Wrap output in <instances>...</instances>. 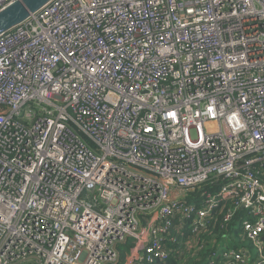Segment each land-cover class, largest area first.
<instances>
[{"label":"built area","instance_id":"obj_1","mask_svg":"<svg viewBox=\"0 0 264 264\" xmlns=\"http://www.w3.org/2000/svg\"><path fill=\"white\" fill-rule=\"evenodd\" d=\"M240 209L248 246L209 247ZM263 240L264 0H53L0 35V264H262Z\"/></svg>","mask_w":264,"mask_h":264},{"label":"trees","instance_id":"obj_2","mask_svg":"<svg viewBox=\"0 0 264 264\" xmlns=\"http://www.w3.org/2000/svg\"><path fill=\"white\" fill-rule=\"evenodd\" d=\"M245 216L246 214H244V210L240 209L239 213L234 215L228 223H223L222 214H216V219L212 220L209 226L211 234L216 237V241L214 242L215 244H211L213 241L207 237L209 247L221 245L239 248L235 243V240L238 241L245 238L244 232L241 231V222ZM223 235L224 238H222ZM209 252H211L210 249L205 250L204 257L209 255ZM189 264H204V261L196 262L191 260L189 261Z\"/></svg>","mask_w":264,"mask_h":264},{"label":"water","instance_id":"obj_3","mask_svg":"<svg viewBox=\"0 0 264 264\" xmlns=\"http://www.w3.org/2000/svg\"><path fill=\"white\" fill-rule=\"evenodd\" d=\"M53 0H17L0 11V35L23 23Z\"/></svg>","mask_w":264,"mask_h":264},{"label":"clouds","instance_id":"obj_4","mask_svg":"<svg viewBox=\"0 0 264 264\" xmlns=\"http://www.w3.org/2000/svg\"><path fill=\"white\" fill-rule=\"evenodd\" d=\"M263 241H264V240H263ZM235 243H236L237 245H240V244L242 243V245L239 246V248L233 247V248H236V249H238V250H239L240 248L244 247V246H248V244H249L246 240H244V241H240V242H237V241L235 240ZM229 247H232V246H229ZM249 248L251 249L250 246H249ZM262 264H264V262H263Z\"/></svg>","mask_w":264,"mask_h":264},{"label":"rangeland","instance_id":"obj_5","mask_svg":"<svg viewBox=\"0 0 264 264\" xmlns=\"http://www.w3.org/2000/svg\"><path fill=\"white\" fill-rule=\"evenodd\" d=\"M237 242H238V241H237ZM241 245H242V243H241L240 245H237V246H241ZM191 260H193V259L190 258L189 261H191Z\"/></svg>","mask_w":264,"mask_h":264}]
</instances>
